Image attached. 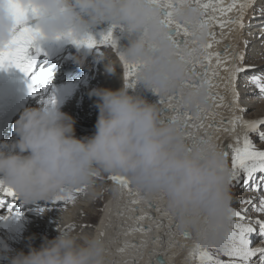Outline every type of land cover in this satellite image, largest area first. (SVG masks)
Instances as JSON below:
<instances>
[{
    "label": "clouds",
    "instance_id": "9594fccd",
    "mask_svg": "<svg viewBox=\"0 0 264 264\" xmlns=\"http://www.w3.org/2000/svg\"><path fill=\"white\" fill-rule=\"evenodd\" d=\"M37 10L44 43L62 42L67 33L83 38L90 29L110 23L118 26L128 41L121 51L126 61L138 65L137 84L153 94L169 96L183 92V111L207 105L206 90L182 88L190 64L187 55L168 39L161 22L164 0H20ZM194 11L183 9L179 21H193ZM15 20L7 0H0V45L12 37ZM57 37L62 39L57 40ZM196 39L203 41L198 32ZM116 56V55H115ZM117 57V56H116ZM107 76L122 64L104 53L97 57ZM119 61V64L117 62ZM82 63V61H78ZM123 69V66H122ZM124 81V76H121ZM91 95L98 116L95 134L77 138L75 120L57 107L23 111L16 121L18 139L0 144V179L14 189L25 205L53 199L61 189L83 185L89 188L99 177L125 175L132 191L147 202H158L178 232H189L192 244L222 245L228 230L232 191L227 162L214 136L190 139L183 121L168 123L160 105L129 94V88L96 89ZM113 192L121 194L119 187ZM36 248L9 253L8 264H113L109 243L99 234L77 236L58 231Z\"/></svg>",
    "mask_w": 264,
    "mask_h": 264
},
{
    "label": "snow or ice",
    "instance_id": "6c2138e0",
    "mask_svg": "<svg viewBox=\"0 0 264 264\" xmlns=\"http://www.w3.org/2000/svg\"><path fill=\"white\" fill-rule=\"evenodd\" d=\"M153 4H159L161 0H150ZM9 9L15 20V28L11 39L0 45V71L15 69L22 74L28 94L39 97L40 103L47 111L54 109L57 104L56 90L52 85L54 74L45 70L41 63V56L47 62V53L41 47L42 36L38 25L37 10L25 7L20 0H7ZM165 6L161 9L162 24L168 29V39L178 50H185L187 55H180L179 59L188 63V78L184 80L182 88L206 90L207 102L211 101V108L197 106L196 114L193 111H183V92L169 96H160L159 105L162 108L161 115H170L168 123L183 121V129L186 135L195 140V133L203 131L199 143L205 142V137L212 133L232 134L237 129L242 133L235 137L234 143L220 144L222 154L229 169V181L232 191V204L229 208L230 224L222 245L194 244L189 251V257L193 264H264V148L258 146L264 144V116L247 119L248 108L242 106L245 99L242 92L247 93L249 87L255 89L253 95L256 99L264 100V69L257 71L254 65L247 62L246 50L248 41L244 40V48L239 49L234 44H225L223 51H214L216 46L224 43L233 33H242L251 27L252 20H258L260 27V39L264 40V0H164ZM183 9H189L197 14L193 21H179L177 15ZM251 13V15H249ZM34 22V23H33ZM118 26H112L100 34L97 40L86 34L83 38L73 37L67 33L63 40L75 45L77 48L85 47L96 50L97 57L104 54V49L110 48L118 57L123 66L125 86L135 88L137 84L138 65L129 64L118 48L117 39L114 38V30ZM198 32L204 34L203 41L196 39ZM62 39L57 37V40ZM202 69V71H200ZM226 74V75H224ZM223 87L224 94L217 89ZM231 100L226 103L228 96ZM232 113L225 119L215 109L225 108ZM207 122V123H206ZM191 129V131H189ZM219 141V137H215ZM103 180L104 177H99ZM107 181L127 192L133 198L130 199L127 208L129 212L141 211L136 206L144 200L139 193H134L131 181L125 175L113 174L107 176ZM89 186L83 185L72 189H61L50 201L53 207L61 205L66 209L69 204H74L80 195L86 194ZM251 193V195H245ZM25 205L16 191L5 185L0 179V221L9 219L19 220ZM234 205H239L236 207ZM149 209L160 212V209L149 203ZM38 211L43 214L46 208ZM255 213V218L249 215ZM163 215H166L165 213ZM137 224L129 228L125 235L140 233L148 235L153 229L145 228L143 221H154V217L147 213L136 217ZM163 224L156 223V230ZM173 227H178L174 225ZM73 225H69L66 231H71ZM172 234L171 228L166 235ZM103 236V233L100 234ZM185 240L192 241L194 237L189 232H181ZM259 238V246H253L256 238ZM161 237H156L153 243H161ZM145 242L139 245L126 243L118 251L123 253L127 248L144 247ZM172 246V245H170ZM227 259H221V257ZM156 264H164L157 260Z\"/></svg>",
    "mask_w": 264,
    "mask_h": 264
},
{
    "label": "bare ground",
    "instance_id": "6f19581e",
    "mask_svg": "<svg viewBox=\"0 0 264 264\" xmlns=\"http://www.w3.org/2000/svg\"><path fill=\"white\" fill-rule=\"evenodd\" d=\"M249 15H251V13ZM111 26L112 24L110 23H103L97 25L92 29H90L88 34L93 36L95 39L99 40L100 34L106 32ZM252 26H254V29ZM259 27H260L259 21L252 20L250 28H246L242 33L240 32L233 33L232 35L227 37L224 43H221L220 45L216 46V48H214L213 50L223 51L225 44H229V43L234 44L236 47L243 50L244 48L243 41L244 40L248 41L249 38L248 35H252L254 33L252 31L258 33L257 35H259L260 37ZM113 35L114 38L117 39L119 50L122 51L128 45L127 39L119 31V29L114 30ZM260 40L261 39L259 38L258 39V41L260 42L259 44L257 40L251 39L250 41V44L251 45L253 44L252 50L254 54H252V56L256 55V57L258 58H254L253 61L250 59L252 56H249L248 52H246L247 62L254 65L257 71L264 69V40L263 41ZM41 47L47 53V63L46 64L44 63L45 65L44 67L46 68L47 66L50 67L51 65L53 66L54 64H56L63 56V53L65 51L68 50L73 51V54L76 55L77 50L78 51L83 50L82 55L78 56V59H75V57L72 56L73 57L72 62L67 63L66 62L67 60L65 61L67 64L61 66L60 67L61 70L55 73L54 76L56 79L53 80L52 85L56 90V100H57L56 107L60 106L61 109H63L64 111L63 113H66L67 115L68 113L71 112V117L75 119L76 122L75 133L77 138H86L85 136L91 135L90 134L91 132L86 131L83 127L80 126L83 123L82 120L77 115L79 113L77 108L80 105V103H77V106L75 105L76 107L70 110L71 104L70 101H68V97L70 96V94L76 91L78 84L80 83V82L78 83V78H80L81 74H83V71H85L84 68L83 69L80 68L81 63L78 61H80L87 54L91 52H96V50L95 49L89 50L85 47L77 48L75 45L65 41L57 42V43L41 42ZM42 58L45 59L44 56H41L40 60ZM112 58L114 60L117 59L114 52L112 54ZM74 61H76L75 64L73 63ZM117 62L119 64L118 60ZM76 66H78L77 70H76ZM117 70H118L117 73H119L118 75L116 74L111 76V79H109L108 82L107 80H105L106 84H108L105 89L115 91L125 86V81L121 79V76H123L122 65L118 67ZM200 71H202V69ZM0 77L2 78L0 81V124L2 127L8 126V124L11 121L14 120L17 121L21 113L26 109L43 107V105L40 103L39 97H33L28 94L27 87L23 82L24 78L22 74L19 73L17 70L9 69L8 71H0ZM102 79L103 78H101V80ZM87 81L89 82V80ZM93 84H90L89 86L93 87ZM67 91H69V94L66 99V102L64 104H61V96L64 95ZM217 91H219L221 94H224V90L222 86L220 89H217ZM92 92L93 90L91 88L90 93ZM254 92L255 89L251 87H249L247 93L242 92V96H244L245 99L249 98V100L253 102V106L251 105L246 106L244 102L242 103V106H246L248 108V112L253 109L264 110V102H262L261 100L256 101L255 100L256 98L253 95ZM84 93L86 95V92ZM129 94L134 96H139L145 99L146 101H148L149 103L159 105V97L150 91H146L144 87L140 84H136V87L134 89L129 88ZM230 100H231V96L229 95L226 99V103L229 102ZM76 102L77 101H75V103ZM96 102H97V98L95 99L91 95V99L89 101L87 99L85 103L83 101L81 106V111L82 110L84 111L83 115L86 117V119H90V121H92L90 122L91 125H95L98 116L97 113V115L92 116L93 118L91 117L92 111L94 110V107H96L95 106ZM22 103L23 106H21ZM14 105L15 106L20 105V108H16L15 110L16 112L19 109L18 113L16 114L15 112L14 113L15 115L11 119H9L10 110L13 108ZM160 106L161 108H167L166 105H160ZM205 107L211 108L212 107L211 101H209ZM96 111L98 112V110ZM215 111L219 113V115L216 116L217 121H219L221 117L228 119L232 115V113L229 112L227 107L215 109ZM193 114L195 115L196 111H193ZM259 117L262 116H257L256 118ZM246 118L251 119L248 117ZM16 121L13 123V127H12L13 130H11L12 132L10 131L2 132L0 134V144L5 142L11 144L17 140L16 139L17 137L14 133V126ZM189 131H191V129H189ZM242 131H243L242 129H237V131L232 134H228L224 132L221 133L210 132V135L214 137L218 136L219 141L216 140V142L223 145L226 143H234L235 137L237 135H240ZM195 134L202 136L203 131ZM260 145H264V144H260ZM103 182H107L109 185H111V190H109V196L106 200L104 208L102 209L103 212L100 216V219L95 226H92L91 230L88 229L87 225H84L86 226L85 227L86 231L84 233H79L84 222H88L87 220H85V218L82 219L83 215L81 214H83V212L85 211L86 212L89 211L87 213L93 215L95 211L94 204L97 201V198H99V196H101L104 192L105 187L102 184L97 188L92 189L90 193H88L85 197L80 195L75 201V203L69 204L66 209L61 208L62 207L61 205H57L53 207L50 203L43 201L35 205L32 204L24 205L22 209H20L19 205H17L18 210L22 212L21 219L19 220L9 219L7 221H0V227H2L0 229L5 231V234L0 233V251H3L5 247H7V249L9 250V244H8L9 237L6 238L5 235L8 236L11 234L15 235L18 232L23 233V231H25L27 227L29 228L28 231L29 236L26 238V243L25 241L21 242L20 246L22 247V249H19V251L22 250L25 253H27L29 245L38 248L43 242V239L45 237L49 240L54 239L59 234L58 231H66L69 225H73L74 228L71 231H66V232H70L77 236H91L95 234L100 235L101 233H103L102 237L109 243V248L111 253L110 259L112 260L113 264H156L157 260H162L164 264H193L192 260L189 257V251L193 247L192 241L185 240L181 235V233L177 231V228L173 227L174 225H176L175 222L170 221L167 216L163 215L164 209L160 203L147 202L143 199L144 202L136 206L141 211L129 212L127 211V208L130 207L129 201L133 197L130 196L127 192H123L118 195L112 190L114 187H116L115 185L109 183L108 181H103ZM149 203L158 207L160 209V212H155L149 209ZM40 208H46L47 211L41 214L38 211V209ZM144 213H147L148 215L154 217V221L145 220L142 222L145 228L151 227L153 230L148 235H142L140 233H136L134 235H125V232L129 228L136 226L137 224L136 217ZM90 218L92 219L93 217L91 216ZM156 223L163 224V227H161L159 230H156ZM30 224L33 225V227L30 226ZM35 225L36 226L38 225L37 227L41 225V228L40 229L38 228V231H34ZM169 228H171L172 234L166 235V233L169 232ZM1 234L3 235L2 238H1ZM156 237H161L162 242L153 243V240ZM141 241L145 242L144 247H137V248L129 247L123 253H120L118 251L126 243L128 244L135 243L139 245ZM13 243L15 244V242ZM258 244L259 241L256 239L253 246H258ZM16 251H18L17 247L11 248L12 253H15ZM0 264H8V260H6L3 257V255H0Z\"/></svg>",
    "mask_w": 264,
    "mask_h": 264
},
{
    "label": "rangeland",
    "instance_id": "374dc122",
    "mask_svg": "<svg viewBox=\"0 0 264 264\" xmlns=\"http://www.w3.org/2000/svg\"><path fill=\"white\" fill-rule=\"evenodd\" d=\"M253 27V29H254V26H252ZM252 29V30H253ZM252 32H254L252 35H248L249 36V38H248V45L250 44V41H251V39L252 40H257L258 41V39L260 38L259 37V35H257L258 33H255V31H252ZM251 36H252V38H251ZM246 37H247V35H246ZM256 41V42H257ZM261 41V40H260ZM263 41V40H262ZM260 42L258 41V44H259ZM253 45V44H252ZM251 44L248 46V48H247V50H246V52H248V55L249 56H252V54H254L253 53V50H252V46ZM255 45V44H254ZM121 51V50H120ZM82 53H83V50L82 51H76V55L75 54H73V51H65L64 53H63V56L60 58V60L56 63V64H54L53 66L51 65L50 67H48L47 66V68L46 67H44L45 68V70H48V71H51L54 75H55V73H57V72H59L60 70H61V66H64V64H67V63H70V62H72V60H73V57H75V59H78V56H81L82 55ZM104 53H108V54H113V51L110 49V48H108V49H104ZM73 56V57H72ZM71 57V58H70ZM254 58H258V57H256V55L255 56H252L250 59L251 60H253L254 61ZM67 60V61H66ZM70 60V61H69ZM44 61H45V59L44 58H42L41 59V63H43V66H45L44 65ZM63 61V62H62ZM67 63H66V62ZM77 61V60H76ZM76 61H74L73 63L75 64L76 63ZM80 61H82V63H81V65H80V68L81 69H83L84 68V70L85 71H83V74H81V77L80 78H78V87H77V89H76V91H74L69 97H68V101H70V104H71V106H70V110L72 109V108H75L76 106H77V103H80V105L78 106V111H79V113L77 114L78 116H79V118L82 120V125H80L81 127H83L86 131H90L91 133V135H87V136H85V137H91V136H93L94 134H95V131H96V129H95V125H91L90 124V122H92V121H90V119H86V117L83 115V113H84V111L82 110L81 111V106H82V102L84 101V103H85V101L88 99V101L91 99V93H90V91H91V88H92V90L94 91V90H96V89H103V87H104V89L107 87V85L108 84H106V81L105 80H107V82H108V80L109 79H111V76H113V75H111V76H107V75H105L104 74V72H103V64L100 62V61H98V59H97V54H96V52H91V53H89V54H87L86 56H84ZM261 61V60H260ZM262 62H263V59H262ZM47 63V62H46ZM45 63V64H46ZM78 63V62H77ZM78 66H76V70L78 69L77 68ZM60 68V69H59ZM117 71L118 70H116V74L118 75L119 73H117ZM101 74H100V73ZM75 74V73H74ZM98 74H100V75H98ZM103 74V75H102ZM115 74V75H116ZM105 75V76H104ZM58 78V77H57ZM101 78H103L102 80H101ZM54 79H56L55 78V76H54ZM53 79V80H54ZM82 80V81H81ZM83 80H85V81H87V80H89V82L87 81V82H85V81H83ZM83 82H85V83H83ZM83 83V84H82ZM87 83V84H86ZM93 84V87H90L89 85L90 84ZM95 86V87H94ZM85 88H87V89H85ZM95 88V89H94ZM80 90V91H79ZM83 90H84V92H86V95H85V93L83 92ZM90 90V91H89ZM79 93V94H78ZM78 95V96H77ZM89 95V96H88ZM88 96V97H87ZM95 99H96V97L94 96V95H92ZM75 98V99H74ZM74 100V101H73ZM80 100V101H79ZM256 101H258L259 99H255ZM75 101H77L76 103H75ZM262 102H264V100H261ZM245 104H246V106L247 105H251V106H253V102H251V100H249V98L248 99H244V101H243ZM76 105V106H75ZM96 110H98L96 107H94V110L92 111V114H91V117L93 116V115H97V111ZM74 112V111H73ZM249 114H248V118H251V119H253V118H256L257 116H264L263 114H264V110H262V109H260V110H250L249 112H248ZM15 115V114H14ZM13 115V116H14ZM68 115L69 116H71V112L70 113H68ZM90 116V115H89ZM93 118V117H92ZM75 120V119H74ZM16 120H14V121H11V123L5 128V130H4V132H12L11 130H13V123L15 122ZM12 128V129H11ZM17 137V136H16ZM16 139H18V137L16 138ZM258 143V146L259 147H261V148H264V145H260L259 144V142H257ZM102 177H104L105 179H103V180H101V179H98L97 180V182H96V184L94 185V186H92V187H90V188H88V190H87V193L86 194H83L82 196H86L88 193H90V191L92 190V189H94V188H97L98 186H100L101 184L105 187L104 188V192H103V194L101 195V196H99V198H97V201L95 202V204H94V207H95V211H94V213H93V215L92 214H90V213H87V212H89V211H85V212H83V214H81V215H83V218L82 219H84L85 218V220H87L88 222H84V224H83V226L81 227V229H80V232L79 233H84L85 231H86V226H84V225H87V227H88V229H90L91 230V228H92V226H95L97 223H98V221H99V219H100V216H101V214H102V212H103V208H104V205H105V203H106V200H107V198H108V196H109V190H111V185H109L107 182H103V181H107V177L106 176H102ZM261 194H264V193H257L256 195L257 196H259V195H261ZM245 195H251V193H245ZM234 206H236V207H239V205H234ZM249 215L251 216V217H253V218H255V213H252L251 211H250V213H249ZM93 217L92 219L90 218V217ZM33 224V223H32ZM30 226H32L33 227V225H31L30 224ZM38 226V225H37ZM36 225H35V228H34V231H38V228L40 229L41 228V225H39V227H37ZM0 228H2V227H0ZM29 228L27 227L26 229H25V231H23V233H17V234H15L16 235V238H15V235L13 234H11V235H5V237L6 238H11V239H9L8 238V240H11L10 242H9V250H8V252H10V253H12L11 252V248L12 247H17V250L19 251V249H22V247L20 246V244H21V242L22 241H25V243H26V238L29 236ZM0 233H2V234H5V231H3V230H1L0 229ZM46 235H47V233H46ZM22 238V239H21ZM20 239V240H19ZM257 240H259V238L257 237L256 238ZM18 241V242H17ZM13 242H15V244L13 243ZM13 245V246H12ZM2 253H3V251H0V255H2ZM221 259H227L226 257H221Z\"/></svg>",
    "mask_w": 264,
    "mask_h": 264
}]
</instances>
